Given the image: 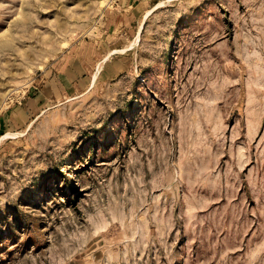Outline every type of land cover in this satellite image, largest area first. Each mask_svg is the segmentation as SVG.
Returning a JSON list of instances; mask_svg holds the SVG:
<instances>
[{"label": "rangeland", "instance_id": "1", "mask_svg": "<svg viewBox=\"0 0 264 264\" xmlns=\"http://www.w3.org/2000/svg\"><path fill=\"white\" fill-rule=\"evenodd\" d=\"M0 264H264V0H0Z\"/></svg>", "mask_w": 264, "mask_h": 264}]
</instances>
